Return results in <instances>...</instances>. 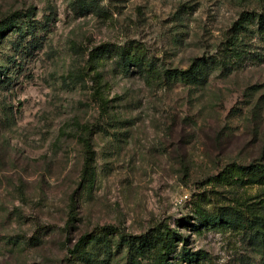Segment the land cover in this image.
<instances>
[{
	"label": "rangeland",
	"instance_id": "1",
	"mask_svg": "<svg viewBox=\"0 0 264 264\" xmlns=\"http://www.w3.org/2000/svg\"><path fill=\"white\" fill-rule=\"evenodd\" d=\"M259 16L264 0H0V264H131L123 237L164 226L169 264H264L261 234L201 218L264 213V185L217 178L264 163ZM136 44L152 75L124 63ZM201 61L200 83L162 75ZM85 234L103 237L87 260Z\"/></svg>",
	"mask_w": 264,
	"mask_h": 264
},
{
	"label": "trees",
	"instance_id": "2",
	"mask_svg": "<svg viewBox=\"0 0 264 264\" xmlns=\"http://www.w3.org/2000/svg\"><path fill=\"white\" fill-rule=\"evenodd\" d=\"M252 17H256V15H249L248 22ZM258 19L259 26L263 27L264 32V16H259ZM7 27L8 26L6 25L0 26V36L4 34L5 28ZM134 48L136 52H130L127 56L124 54V49L120 50V53L125 57L124 63L129 62L130 64L139 67L147 75H152L155 72L157 63L146 54L144 47L141 45L136 44ZM202 63L204 62H195L187 70L168 69L165 70L162 75H165L168 79H172L173 81L182 80L190 83H200L207 75V72L204 69L205 65ZM84 145L86 148V162L83 177L87 180V175L90 174L92 170V165L89 161L90 159H93V150L89 140L85 139ZM217 178L218 180L225 181V183H228L229 185L240 183L241 185H264V163L257 162L250 165L231 164L224 168L221 175ZM250 213L249 215H246L243 211L236 209L232 216L227 215L225 217L224 213L215 216L201 213V218L210 224H222L224 222L228 225L235 224L237 227L241 226L243 228L252 229L255 233L261 234L264 240V213L255 215L254 217H252ZM179 237L180 235L176 231L171 230L168 226H164L156 227L144 235L125 236L122 241L128 249L131 264H144L143 260L146 258L150 259L149 264H169V256L175 252V243L176 241H179ZM101 238L103 237L100 234L95 236L85 234L75 245L73 250L75 257H82L87 260V256L89 255L88 250H90L89 246H91V244H96ZM100 242H103L102 247L104 249L111 248L109 240L103 239ZM97 261L98 260L95 259L93 263H96Z\"/></svg>",
	"mask_w": 264,
	"mask_h": 264
}]
</instances>
